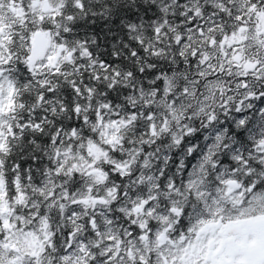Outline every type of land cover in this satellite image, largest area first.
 <instances>
[{
	"label": "snow or ice",
	"instance_id": "obj_1",
	"mask_svg": "<svg viewBox=\"0 0 264 264\" xmlns=\"http://www.w3.org/2000/svg\"><path fill=\"white\" fill-rule=\"evenodd\" d=\"M0 264H264V0H0Z\"/></svg>",
	"mask_w": 264,
	"mask_h": 264
}]
</instances>
